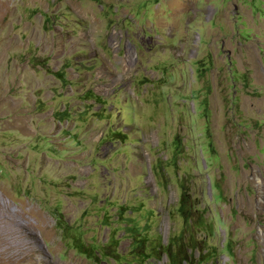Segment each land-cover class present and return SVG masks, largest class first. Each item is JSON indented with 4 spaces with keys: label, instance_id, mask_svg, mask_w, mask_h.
<instances>
[{
    "label": "rangeland",
    "instance_id": "1",
    "mask_svg": "<svg viewBox=\"0 0 264 264\" xmlns=\"http://www.w3.org/2000/svg\"><path fill=\"white\" fill-rule=\"evenodd\" d=\"M11 2L0 264L133 263L131 227L264 264V0Z\"/></svg>",
    "mask_w": 264,
    "mask_h": 264
},
{
    "label": "trees",
    "instance_id": "2",
    "mask_svg": "<svg viewBox=\"0 0 264 264\" xmlns=\"http://www.w3.org/2000/svg\"><path fill=\"white\" fill-rule=\"evenodd\" d=\"M215 201H217V198H215ZM194 211V205L193 203H190L189 196H187L185 193L181 194L180 199H179V209L178 213L181 216H186L190 217L193 214ZM125 213L124 211L121 212V215ZM170 218L172 213H169ZM203 218V215L201 216ZM212 228V226H211ZM131 231L132 238L134 240V243H132V249L130 251L132 262L126 261L125 264H147L148 261L152 260L153 258H157L159 254H162L167 261V264H203V263H208L210 260H207L208 254L205 255V259L203 258L202 260L200 259L198 263H194V257H193V246L191 244H183L182 242L180 243L182 237H169L166 242L159 243L157 246L153 245L150 246V239L147 238L145 235H143L140 231L136 230V227H131L129 228ZM128 230V232H129ZM177 239H180L178 241ZM232 241L233 237L231 234L229 235V238L227 241L223 244L222 248H216L212 249V264H216V260L218 256L220 255H228L230 259H232L233 254H231V248H232ZM104 246L103 250V257L106 259L108 256L111 255V257L114 258L115 262H121L118 260L117 255L114 253L115 248H118L119 246V240H113L111 243L107 242ZM189 246H191V249H189ZM109 247H112V252L110 253ZM175 248V250H174ZM177 249V250H176ZM106 252H105V251ZM113 253V254H112ZM86 254V253H84ZM87 257L90 258H95L94 256L88 254ZM104 258L101 257L98 258L96 256V264H100L101 260ZM99 259V260H98ZM120 264V263H118Z\"/></svg>",
    "mask_w": 264,
    "mask_h": 264
},
{
    "label": "bare ground",
    "instance_id": "3",
    "mask_svg": "<svg viewBox=\"0 0 264 264\" xmlns=\"http://www.w3.org/2000/svg\"><path fill=\"white\" fill-rule=\"evenodd\" d=\"M12 0H0V19H3L4 18V20H7L8 19V17L10 18L11 16H12V12L13 11H11L10 10V4L11 3H13V2H11ZM11 6H13V5H11ZM14 8V7H13ZM11 9H12V7H11ZM15 12V11H14ZM13 12V13H14ZM11 15V16H10ZM15 15V14H14ZM11 19V18H10ZM10 19H8L9 21H7V23H9L10 24V21H12V20H10ZM15 20V18L13 19V21ZM12 21V22H13ZM1 23H2V21L0 22V26H1ZM6 23V22H5ZM3 24V23H2ZM2 27V26H1ZM3 27L5 28L6 27V29L9 27L8 26V24H4L3 25ZM3 27H2V29H3ZM0 30H1V28H0ZM5 30V29H4ZM3 32H5V31H3ZM6 33H9V31H7ZM5 35V37L4 38H2V40L0 41V60H1V51L4 49V48H9V49H15V48H17L18 47V40H17V38L14 36V35H10V34H8V35H6V34H4ZM2 36V35H1ZM19 39V38H18ZM5 50V49H4ZM4 84L2 85V88H0V98H1V101H3L5 104H8V98H6V97H1V95H2V93H1V91L2 90H4ZM3 96V95H2ZM13 106H14V104H13ZM12 108V107H11ZM14 109V108H13ZM23 125L25 126V125H27V123L26 122H23ZM6 206V205H5ZM9 215V214H8ZM4 216V215H3ZM2 217V216H1ZM6 254V253H5ZM0 259H1V257H0ZM3 259V258H2Z\"/></svg>",
    "mask_w": 264,
    "mask_h": 264
}]
</instances>
